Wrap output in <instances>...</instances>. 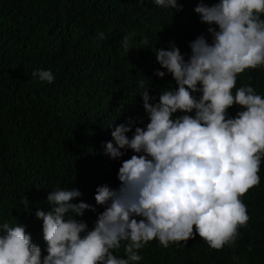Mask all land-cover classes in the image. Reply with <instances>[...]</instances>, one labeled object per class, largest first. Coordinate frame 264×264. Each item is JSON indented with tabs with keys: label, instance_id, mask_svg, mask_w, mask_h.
I'll list each match as a JSON object with an SVG mask.
<instances>
[{
	"label": "clouds",
	"instance_id": "obj_1",
	"mask_svg": "<svg viewBox=\"0 0 264 264\" xmlns=\"http://www.w3.org/2000/svg\"><path fill=\"white\" fill-rule=\"evenodd\" d=\"M154 4L183 10L177 0ZM194 13L208 25L207 37L189 43L187 59L174 43L154 53L166 71L153 75L170 74L176 87L161 89L155 102L145 81H138L146 126L133 131L117 125L103 145L109 159L119 160L128 150L134 154L118 169L117 189L97 187L94 199L103 211L93 227L77 219L95 211L76 202L79 189L52 190L46 198L50 208L34 213L42 221L45 247L32 242L25 226L5 222L0 264H138L140 251L153 240L168 248L196 236L217 251L235 245L250 219L241 198L259 185L264 158V97L249 84L236 87L239 75L264 67V0L210 5L200 0ZM98 36L103 39L104 33ZM121 46L128 53L130 37ZM32 75L54 81L51 70ZM233 106L239 109L234 117L229 116ZM122 244L124 255H115Z\"/></svg>",
	"mask_w": 264,
	"mask_h": 264
},
{
	"label": "trees",
	"instance_id": "obj_2",
	"mask_svg": "<svg viewBox=\"0 0 264 264\" xmlns=\"http://www.w3.org/2000/svg\"><path fill=\"white\" fill-rule=\"evenodd\" d=\"M199 2L177 0L183 10L176 12L154 0H0V224L25 226L43 249L35 211L50 208L52 190L77 188L82 196L76 202L95 209L77 219L93 227L103 211L94 199L97 187L117 189L118 169L134 154L109 159L103 145L117 125L146 126L138 81L155 102L161 89L176 87L170 74L153 75L166 71L155 49L174 43L187 59L189 43L207 37L208 25L194 13ZM125 37L128 53L121 46ZM38 70H51L54 81L33 77ZM244 84L264 97V67L239 75L236 87ZM237 111L233 106L229 116ZM259 175V185L241 198L250 219L235 245L217 251L196 236L163 248L153 240L138 264H264V158ZM114 254L124 255L123 244Z\"/></svg>",
	"mask_w": 264,
	"mask_h": 264
}]
</instances>
